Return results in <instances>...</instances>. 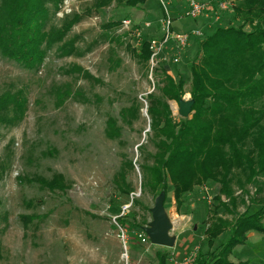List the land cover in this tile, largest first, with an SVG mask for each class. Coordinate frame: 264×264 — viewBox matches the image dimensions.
Masks as SVG:
<instances>
[{"label": "rangeland", "instance_id": "1", "mask_svg": "<svg viewBox=\"0 0 264 264\" xmlns=\"http://www.w3.org/2000/svg\"><path fill=\"white\" fill-rule=\"evenodd\" d=\"M94 1L63 0L51 24L59 28L76 14L79 21L46 52L39 67L25 68L0 52V95L22 90L27 98L22 120L0 126V264H154L155 253L161 250L168 253V264H184L193 253L195 261L202 247L210 211L217 204L219 186L212 182L187 194L178 212L169 190L162 205L169 225L166 245L153 244L145 232L156 202L141 188L139 169L154 153L146 98L162 86L160 68L175 81H184L181 100H191L190 65L199 56L198 43L218 26L240 25L232 11L236 2L222 0L226 10L211 3L200 19L191 20L184 16L185 0H145L135 7L111 0L98 11L92 8ZM168 17L172 32L199 30L201 37L182 50L170 40L155 60L150 49L146 75L127 45L138 49L149 41L158 47ZM116 22L118 26L109 27ZM67 43L74 47L69 55L61 49ZM74 67L93 79L73 72ZM60 85H70L73 93L80 91L89 101L69 98L56 106L52 91ZM168 104L178 121V103ZM131 107L137 110L135 116L133 111L127 113ZM109 117L119 128L117 139L105 136ZM126 160L134 164L126 172L134 189L129 196L119 194L113 183ZM57 175L70 185L67 191L51 192L26 181ZM31 200L34 204L29 207L26 202ZM133 200L141 205L132 206ZM244 210L243 205L238 207L240 213ZM24 216L35 217L24 225ZM122 217L129 224L136 220L139 227L123 229L117 223ZM247 239L234 248L229 262L264 261V235L250 233ZM219 243L215 241L213 249Z\"/></svg>", "mask_w": 264, "mask_h": 264}, {"label": "trees", "instance_id": "2", "mask_svg": "<svg viewBox=\"0 0 264 264\" xmlns=\"http://www.w3.org/2000/svg\"><path fill=\"white\" fill-rule=\"evenodd\" d=\"M237 27H216L198 43V58L190 65V98L193 101L190 118L175 120L169 102H179L185 83L168 76L159 68L163 78L157 93L149 94L147 115L150 119L148 137L154 153L139 169L141 188L156 199L167 201L169 190L177 212L184 205V197L195 187L207 182L219 186L210 211V223L203 233L202 247L193 264H264V261L231 263L228 257L238 245H245L250 233L264 235V0H233ZM111 0H95L92 8L98 11ZM63 0H0V52L3 57L25 68L39 67L46 52L79 21V15L66 18L61 27L51 24ZM129 7L145 4V0H125ZM119 22L110 24V28ZM249 27V31H245ZM192 39H198L191 37ZM129 50L147 75L151 58L150 42L144 41L138 49ZM66 55L73 53L72 43L61 48ZM73 72H82L78 67ZM155 71V70H154ZM55 105L69 99L88 102L82 92H72L70 85H60L52 91ZM136 106V105H134ZM27 109V98L22 90L0 95V126H12L22 120ZM136 108L131 107L127 113ZM105 136L117 139L120 132L109 117ZM143 152V147L138 148ZM142 154V153H141ZM134 169L130 160L122 163L113 179L119 194L129 196L133 187L126 180V172ZM23 181V180H20ZM49 191L65 192L69 184L57 175L51 180L37 178ZM34 183V182H33ZM249 186L254 189L251 193ZM237 192H239L237 194ZM221 197H224L222 200ZM32 207L34 202H26ZM133 200L132 206H140ZM245 210L240 213L238 207ZM226 216L231 217L229 220ZM35 216H24V225ZM125 217V216H124ZM118 218L117 223L127 230L139 227ZM38 218V217H37ZM219 245L213 249L214 242ZM169 255L161 250L155 253L154 264H168Z\"/></svg>", "mask_w": 264, "mask_h": 264}, {"label": "built area", "instance_id": "3", "mask_svg": "<svg viewBox=\"0 0 264 264\" xmlns=\"http://www.w3.org/2000/svg\"><path fill=\"white\" fill-rule=\"evenodd\" d=\"M187 9L184 12V16L187 19L196 20L200 19L201 16L204 14L205 10L207 9V6H209L211 3L215 5L216 8H219L220 10L228 9V5L223 2L222 0H208L206 4L201 3L199 0H185ZM172 22L170 18H166L165 23L163 24V29L165 30V33L162 36V42H160L159 46L156 47L155 42H152L150 49L153 51L152 58L155 60L159 55L162 54V51L164 47L167 45V43L172 40L175 44V47L179 50H182L186 48L189 45V40L191 37H201V32L199 30H193L188 33H174L171 30ZM178 59L175 58L174 62H177ZM195 254H190V256L186 259L184 264H191L194 261Z\"/></svg>", "mask_w": 264, "mask_h": 264}, {"label": "water", "instance_id": "4", "mask_svg": "<svg viewBox=\"0 0 264 264\" xmlns=\"http://www.w3.org/2000/svg\"><path fill=\"white\" fill-rule=\"evenodd\" d=\"M193 105V101H182L178 102L179 106V115L181 118H188L191 114V108ZM155 207L152 210V223L150 224V228L146 229L145 232L147 236L150 238L151 242L155 245L164 246L167 244L169 236V225L165 219L163 214V201L164 196L160 195L155 200Z\"/></svg>", "mask_w": 264, "mask_h": 264}]
</instances>
